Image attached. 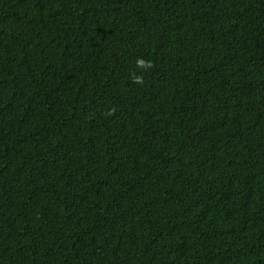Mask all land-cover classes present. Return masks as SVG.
<instances>
[{
    "label": "trees",
    "instance_id": "trees-1",
    "mask_svg": "<svg viewBox=\"0 0 264 264\" xmlns=\"http://www.w3.org/2000/svg\"><path fill=\"white\" fill-rule=\"evenodd\" d=\"M0 264H264V0H0Z\"/></svg>",
    "mask_w": 264,
    "mask_h": 264
}]
</instances>
